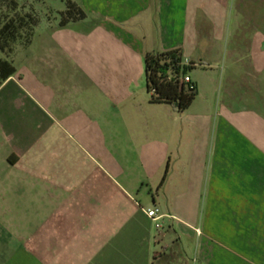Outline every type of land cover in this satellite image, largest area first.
Here are the masks:
<instances>
[{
	"label": "crops",
	"instance_id": "crops-1",
	"mask_svg": "<svg viewBox=\"0 0 264 264\" xmlns=\"http://www.w3.org/2000/svg\"><path fill=\"white\" fill-rule=\"evenodd\" d=\"M72 1L85 16L46 24L0 84V264H264V0L251 25L250 0ZM171 49L183 111L145 84L144 55Z\"/></svg>",
	"mask_w": 264,
	"mask_h": 264
},
{
	"label": "trees",
	"instance_id": "trees-1",
	"mask_svg": "<svg viewBox=\"0 0 264 264\" xmlns=\"http://www.w3.org/2000/svg\"><path fill=\"white\" fill-rule=\"evenodd\" d=\"M2 1H5L11 10L10 14H0V84L15 71L12 63L15 47L18 45L25 47L31 42L33 27L38 22V17L34 13H18L14 0ZM64 2V8L57 11L58 26H64L85 16L83 10L74 1L64 0ZM46 20L49 23L52 21L50 16H47ZM181 61L182 54L179 49L149 52L144 55L145 84L150 102L169 103L178 111L188 107L196 94V88L194 83L192 88H186L184 83H179L178 77L192 67L191 64L184 65ZM165 174L166 170L163 178Z\"/></svg>",
	"mask_w": 264,
	"mask_h": 264
},
{
	"label": "rangeland",
	"instance_id": "rangeland-1",
	"mask_svg": "<svg viewBox=\"0 0 264 264\" xmlns=\"http://www.w3.org/2000/svg\"><path fill=\"white\" fill-rule=\"evenodd\" d=\"M16 7V11L20 14L24 12H30L34 13L38 17L37 24L33 27L32 35H31V45L30 43L27 46H16L13 52L14 55V63L16 65H20L22 63L25 64L27 62V58H30V56H34L37 51V45L38 42H40V39L45 36V34L48 32L46 30V24L47 22L46 17L50 16V19L52 20L50 24L58 21V13L57 11H60L64 8V0H14ZM233 5L235 7H240L244 5L245 2L248 3L249 0H232ZM259 2L260 0H250L248 3V13L250 20L254 23L256 22V19H259L260 12H259ZM13 4V3H11ZM10 8L8 4L5 1H0V14L3 15L5 13L10 14ZM233 10L232 14L228 17V22L237 23V24H249L246 19H243V16L240 15L239 11L236 9V11ZM56 18V20H53ZM257 23V22H256ZM259 23V20H258ZM39 48V47H38ZM17 53V54H16ZM16 54V55H15ZM32 83H29L27 81L22 82V86L20 89V95L23 96L24 101L26 104H28L29 107H31V97H35V86L31 85ZM31 96V97H30ZM31 99V100H30ZM48 112L47 115L43 113V130L46 136H54L59 138L60 145L65 144L67 142L66 137H69V127L64 120L62 114L57 109L53 110L52 108H47ZM20 113V109H19ZM21 117V116H20ZM28 133V131H27ZM28 137L30 134H26Z\"/></svg>",
	"mask_w": 264,
	"mask_h": 264
},
{
	"label": "built area",
	"instance_id": "built-area-1",
	"mask_svg": "<svg viewBox=\"0 0 264 264\" xmlns=\"http://www.w3.org/2000/svg\"><path fill=\"white\" fill-rule=\"evenodd\" d=\"M182 64L184 65H189L190 61L184 57L182 58L181 61ZM178 81L179 83H184V87H188V88H192L193 87V82H191L190 77L188 76V74H182L178 77ZM146 216L152 220L154 222V225L156 228L161 226V218L163 216V214L160 212L159 208L157 206H151L148 208H145L144 210Z\"/></svg>",
	"mask_w": 264,
	"mask_h": 264
}]
</instances>
